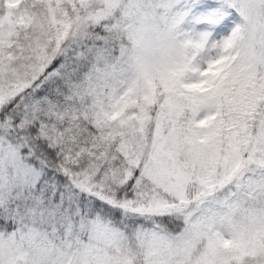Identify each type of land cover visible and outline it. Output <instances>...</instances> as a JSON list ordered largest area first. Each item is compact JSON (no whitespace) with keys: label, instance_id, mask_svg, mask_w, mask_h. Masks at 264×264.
Here are the masks:
<instances>
[{"label":"snow or ice","instance_id":"6c2138e0","mask_svg":"<svg viewBox=\"0 0 264 264\" xmlns=\"http://www.w3.org/2000/svg\"><path fill=\"white\" fill-rule=\"evenodd\" d=\"M0 264H264V0H0Z\"/></svg>","mask_w":264,"mask_h":264}]
</instances>
